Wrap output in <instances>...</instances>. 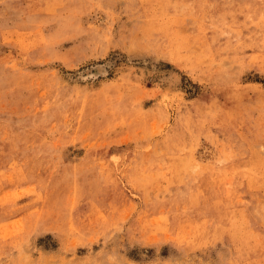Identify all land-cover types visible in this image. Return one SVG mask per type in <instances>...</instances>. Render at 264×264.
<instances>
[{"label": "rangeland", "instance_id": "374dc122", "mask_svg": "<svg viewBox=\"0 0 264 264\" xmlns=\"http://www.w3.org/2000/svg\"><path fill=\"white\" fill-rule=\"evenodd\" d=\"M0 264H264V0H0Z\"/></svg>", "mask_w": 264, "mask_h": 264}, {"label": "bare ground", "instance_id": "6f19581e", "mask_svg": "<svg viewBox=\"0 0 264 264\" xmlns=\"http://www.w3.org/2000/svg\"><path fill=\"white\" fill-rule=\"evenodd\" d=\"M98 67H99V65H98ZM101 72V71H100ZM96 74V73H95Z\"/></svg>", "mask_w": 264, "mask_h": 264}]
</instances>
